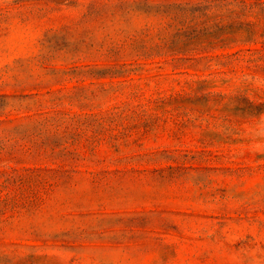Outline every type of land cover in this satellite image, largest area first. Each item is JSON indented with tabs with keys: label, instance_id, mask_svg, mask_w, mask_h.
I'll use <instances>...</instances> for the list:
<instances>
[{
	"label": "rangeland",
	"instance_id": "374dc122",
	"mask_svg": "<svg viewBox=\"0 0 264 264\" xmlns=\"http://www.w3.org/2000/svg\"><path fill=\"white\" fill-rule=\"evenodd\" d=\"M203 1L0 0V264H264V13Z\"/></svg>",
	"mask_w": 264,
	"mask_h": 264
},
{
	"label": "trees",
	"instance_id": "16d2710c",
	"mask_svg": "<svg viewBox=\"0 0 264 264\" xmlns=\"http://www.w3.org/2000/svg\"><path fill=\"white\" fill-rule=\"evenodd\" d=\"M183 13H190L195 17H211L216 13H222V17L227 18V22L213 23L209 27H204L199 31L193 30L191 33H176L173 42L175 45H182L184 48L196 43L208 42L209 45L220 44L224 46L227 41L237 40L241 33L245 34L244 41H250L254 35L255 23L241 19L245 14H253L258 10L264 13V0H204L193 5L184 4L175 6ZM217 17V16H216ZM184 37V40L177 39Z\"/></svg>",
	"mask_w": 264,
	"mask_h": 264
}]
</instances>
